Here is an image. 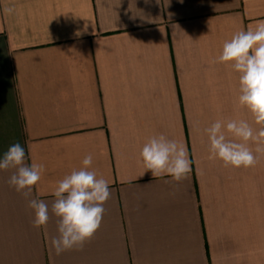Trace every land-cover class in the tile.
<instances>
[{"label": "crops", "instance_id": "crops-1", "mask_svg": "<svg viewBox=\"0 0 264 264\" xmlns=\"http://www.w3.org/2000/svg\"><path fill=\"white\" fill-rule=\"evenodd\" d=\"M262 19L264 0H0V158L19 143L44 165L29 198L0 170V264H264V156L225 167L204 131L259 127L238 106V74L214 61ZM158 134L186 145L183 181L141 176ZM88 154L111 195L94 237L56 255L57 217L33 227L28 199L51 209Z\"/></svg>", "mask_w": 264, "mask_h": 264}, {"label": "clouds", "instance_id": "clouds-1", "mask_svg": "<svg viewBox=\"0 0 264 264\" xmlns=\"http://www.w3.org/2000/svg\"><path fill=\"white\" fill-rule=\"evenodd\" d=\"M14 10L6 7L4 12L11 15ZM214 62L225 64L238 74V106L247 109L259 127L254 128L245 119L215 120L204 129L209 143L208 159H218L225 167H255L259 157L264 156V19L233 34ZM250 143L255 145L254 150ZM137 163L144 169L141 176L151 172L154 178H171L164 183L181 182L192 170L186 145L164 134L145 141ZM92 164L93 155L88 154L82 159L81 167L57 181L51 193L55 198L51 209L43 200L28 199V207L34 213L33 227L46 226L50 212L57 217L58 235L51 239L56 255L82 250L100 228L104 204L111 193L109 182L98 177ZM9 169L14 170L8 179L9 186L29 198L33 186L41 180L44 165L35 162L28 165L24 148L15 143L0 158V170Z\"/></svg>", "mask_w": 264, "mask_h": 264}]
</instances>
